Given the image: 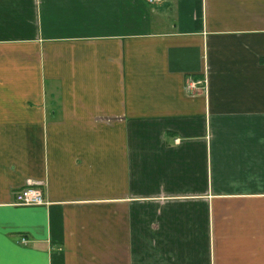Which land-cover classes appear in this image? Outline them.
<instances>
[{"label": "crops", "instance_id": "obj_1", "mask_svg": "<svg viewBox=\"0 0 264 264\" xmlns=\"http://www.w3.org/2000/svg\"><path fill=\"white\" fill-rule=\"evenodd\" d=\"M0 264H264V0H0Z\"/></svg>", "mask_w": 264, "mask_h": 264}, {"label": "built area", "instance_id": "obj_2", "mask_svg": "<svg viewBox=\"0 0 264 264\" xmlns=\"http://www.w3.org/2000/svg\"><path fill=\"white\" fill-rule=\"evenodd\" d=\"M154 2L155 0H148ZM203 82L202 79L187 78L185 89L188 92L196 91L198 86ZM14 202L20 205H38L44 203L42 189L37 186L29 185L15 192ZM25 238H21V242H25Z\"/></svg>", "mask_w": 264, "mask_h": 264}]
</instances>
